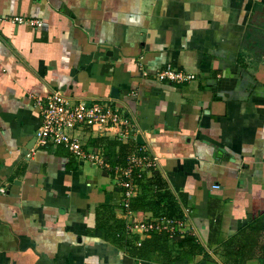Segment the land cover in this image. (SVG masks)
<instances>
[{
	"label": "crops",
	"instance_id": "0c3cea01",
	"mask_svg": "<svg viewBox=\"0 0 264 264\" xmlns=\"http://www.w3.org/2000/svg\"><path fill=\"white\" fill-rule=\"evenodd\" d=\"M167 66L195 79L161 82ZM54 92L111 101L133 135L82 137L104 165L40 146L35 98ZM107 140L127 158L148 148L156 164L136 177L151 196L162 177L181 215L131 209L133 219L179 220L200 252L166 233L163 252L134 251L153 234L125 232L127 161ZM133 178L131 203L148 194ZM262 216L264 0H0V264H225L224 243Z\"/></svg>",
	"mask_w": 264,
	"mask_h": 264
},
{
	"label": "built area",
	"instance_id": "2783aa9c",
	"mask_svg": "<svg viewBox=\"0 0 264 264\" xmlns=\"http://www.w3.org/2000/svg\"><path fill=\"white\" fill-rule=\"evenodd\" d=\"M11 22L27 23L19 17L12 18ZM29 23H32L34 27L42 25L40 21ZM156 77L161 82L177 84L191 82L195 79V75L178 72L170 66L159 70ZM35 107L39 110L42 120L41 126L36 131L38 144L44 147L63 146L82 163L105 164L101 151L94 152L85 148L82 140L84 135L115 138L121 143L133 135L132 125L111 101L88 104L84 101H73L60 92H54L44 99L35 98ZM126 161V167L117 168L119 177L125 178L121 184L125 191V200L122 204V210L125 211L127 219L125 232L128 235L136 233L145 236L166 233L174 237L183 226L179 220L164 215L141 220H134L132 217L131 200L137 192L132 177L135 174L149 172L150 168L156 164V159L147 147H135L130 151Z\"/></svg>",
	"mask_w": 264,
	"mask_h": 264
},
{
	"label": "trees",
	"instance_id": "16d2710c",
	"mask_svg": "<svg viewBox=\"0 0 264 264\" xmlns=\"http://www.w3.org/2000/svg\"><path fill=\"white\" fill-rule=\"evenodd\" d=\"M119 146L121 155L116 159V164H124L128 155V146L122 145L118 142L106 141L107 149ZM134 182L142 187L143 194L138 196L136 200L131 203V209L135 211H153L161 212L166 210L169 216H179L180 210L175 202V197L169 191L168 185L163 181L162 177L155 175L153 183H155L158 194L151 196L153 189L148 185L146 176L142 175L141 178L134 175ZM164 190V193L162 191ZM155 197V199H154ZM178 217V218H179ZM119 224V223H118ZM180 247L191 249L192 253L200 252L201 246L198 244L194 236H185L181 239L178 234L173 239ZM171 239L166 234H153L150 239L141 243V246L135 248L134 251L144 254H149L151 251L163 252ZM222 257L225 264H247L248 261L257 259L264 264V216L254 220L245 226L238 234L232 236L223 245ZM179 259L183 257L179 256Z\"/></svg>",
	"mask_w": 264,
	"mask_h": 264
},
{
	"label": "water",
	"instance_id": "95a60500",
	"mask_svg": "<svg viewBox=\"0 0 264 264\" xmlns=\"http://www.w3.org/2000/svg\"><path fill=\"white\" fill-rule=\"evenodd\" d=\"M115 93H116L115 90H113V95H114V97L117 96V94H115ZM139 140H140V138H139ZM139 142H141V141H139Z\"/></svg>",
	"mask_w": 264,
	"mask_h": 264
}]
</instances>
